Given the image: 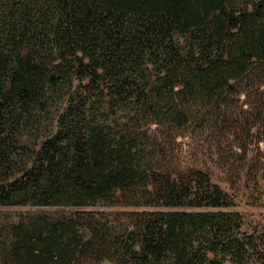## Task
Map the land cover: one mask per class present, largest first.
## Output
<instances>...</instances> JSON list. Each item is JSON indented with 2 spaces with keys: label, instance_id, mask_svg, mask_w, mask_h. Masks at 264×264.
Segmentation results:
<instances>
[{
  "label": "trees",
  "instance_id": "1",
  "mask_svg": "<svg viewBox=\"0 0 264 264\" xmlns=\"http://www.w3.org/2000/svg\"><path fill=\"white\" fill-rule=\"evenodd\" d=\"M253 144L264 178V0H0V207L60 210L0 264H264L194 164Z\"/></svg>",
  "mask_w": 264,
  "mask_h": 264
},
{
  "label": "rangeland",
  "instance_id": "2",
  "mask_svg": "<svg viewBox=\"0 0 264 264\" xmlns=\"http://www.w3.org/2000/svg\"><path fill=\"white\" fill-rule=\"evenodd\" d=\"M206 147L208 146L206 145ZM261 148L264 149V146L261 145ZM200 150L197 161L194 164L208 171L216 183L236 197L238 206L224 211L242 214L245 222L243 231L247 234L259 236V234L264 233V178L259 179V158H261L259 145H249L247 154L241 151L240 155H234L231 152L226 155L223 161L210 156L209 153L202 152V147H200ZM85 210H100L114 214L136 211L133 208L107 207L98 209L88 208ZM160 211L170 210L160 209ZM32 212L57 213L60 210L53 208L0 207V251L12 241L14 225L18 224L24 216ZM116 216L114 215L112 218L116 224H118L117 220L124 219L123 217L118 218Z\"/></svg>",
  "mask_w": 264,
  "mask_h": 264
}]
</instances>
